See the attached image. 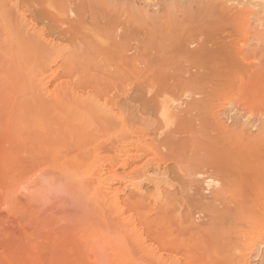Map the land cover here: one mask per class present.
I'll return each mask as SVG.
<instances>
[{
	"label": "rangeland",
	"instance_id": "obj_1",
	"mask_svg": "<svg viewBox=\"0 0 264 264\" xmlns=\"http://www.w3.org/2000/svg\"><path fill=\"white\" fill-rule=\"evenodd\" d=\"M157 44L164 57L195 51L177 58L168 93L151 83L146 94L167 70ZM159 138L177 142L173 156ZM263 144L264 0H0V264H264ZM231 150L249 161L239 172L218 164ZM115 190L138 197L122 212ZM160 233L190 260L172 258Z\"/></svg>",
	"mask_w": 264,
	"mask_h": 264
},
{
	"label": "bare ground",
	"instance_id": "obj_2",
	"mask_svg": "<svg viewBox=\"0 0 264 264\" xmlns=\"http://www.w3.org/2000/svg\"><path fill=\"white\" fill-rule=\"evenodd\" d=\"M60 1V0H59ZM64 1V0H63ZM35 3V2H34ZM66 3V2H65ZM71 4V3H70ZM76 4V3H75ZM64 5V4H63ZM66 5V4H65ZM68 5V4H67ZM83 5V4H82ZM85 5V4H84ZM51 6V5H50ZM87 6V5H86ZM28 8H30L31 9V7H28ZM78 8H79V6H78ZM81 8V7H80ZM213 8V7H212ZM13 9V8H12ZM70 11H71V9H69ZM87 10V9H86ZM85 10V11H86ZM204 10H206V9H204ZM31 11H34V12H36L37 13V15H38V17H40V18H43L44 16H43V14L41 13V12H39L38 10H33V9H31V10H29V12H31ZM68 11V10H67ZM90 11V10H89ZM170 11V10H169ZM72 12V11H71ZM198 12V11H197ZM73 13V12H72ZM202 13H204V12H201V14ZM216 13V12H215ZM30 14H33L32 12L30 13ZM77 14V13H76ZM88 14V13H87ZM211 14H213V13H210V15ZM219 14V13H218ZM34 15H36L35 13H34ZM79 14H77V15H75V16H78ZM80 15H81V13H80ZM209 15V14H208ZM217 15V14H216ZM221 15V14H220ZM212 16V18H213V15H211ZM210 16V17H211ZM215 16V15H214ZM66 17V16H65ZM89 17H91L90 15H89ZM95 17V16H94ZM216 17V16H215ZM72 18V17H71ZM80 18V17H79ZM92 18V17H91ZM96 18V17H95ZM189 18H191V17H189ZM196 18H198V17H196ZM217 18V17H216ZM219 18V17H218ZM83 19V18H82ZM88 19V18H87ZM195 19V18H194ZM39 20V19H38ZM41 20V19H40ZM62 20V19H61ZM74 20H76V19H74ZM77 20H78V18H77ZM84 20V19H83ZM95 20H97V19H95ZM192 20V19H191ZM42 21V20H41ZM48 21H50V20H48ZM80 21V20H79ZM89 21H90V19H89ZM167 21V20H166ZM56 22V21H55ZM72 22V21H71ZM93 22V21H92ZM183 22H185L184 20H183ZM212 22V21H211ZM225 22V21H224ZM69 23H70V21H69ZM91 23V22H90ZM94 23H95V21H94ZM174 23V22H173ZM187 23V25L186 26H188V22H186ZM192 23H195V20L192 22ZM192 23H191V25H192ZM216 24V23H215ZM72 25V24H71ZM90 25V24H89ZM99 25V24H98ZM213 25V24H212ZM212 25H211V27H212ZM217 25V24H216ZM76 25H74V27H75ZM95 26V25H94ZM120 26V25H119ZM161 26V25H160ZM210 26V25H209ZM39 27H40V25H39ZM42 27V26H41ZM46 27V26H45ZM48 27V29H49V26H47ZM73 27V26H72ZM71 27V28H72ZM182 28H183V26H181ZM180 27V28H181ZM52 28V27H51ZM58 28V27H57ZM70 28V29H71ZM107 28V27H106ZM109 28V27H108ZM114 28V27H113ZM132 28V27H131ZM151 28V27H150ZM53 29V28H52ZM50 29L49 30V33L51 32V34H53L54 35V33H52V31L53 32H55V30L53 29ZM116 29H117V27H116ZM129 29H130V27H129ZM212 29H217V28H212ZM40 30V29H39ZM52 30V31H51ZM72 30V29H71ZM93 30V29H92ZM106 30V29H105ZM108 30V29H107ZM110 30V29H109ZM114 30V29H113ZM154 30V29H153ZM160 30V29H159ZM181 30V29H180ZM182 30H184V28L182 29ZM200 30V29H199ZM206 30H207V28H206ZM57 31V30H56ZM88 31V30H87ZM114 31H116V30H114ZM120 31V30H119ZM134 31V30H133ZM167 31V30H166ZM191 31V30H190ZM202 31H203V29H202ZM212 31V30H211ZM38 32V31H37ZM75 32H77L76 30H75ZM122 32V31H121ZM127 32V31H126ZM125 32V33H126ZM183 32V31H182ZM194 32V31H193ZM28 33V32H27ZM55 33H57V32H55ZM59 33V32H58ZM61 33V32H60ZM116 33V32H115ZM125 33H123L122 32V34H124L123 36L124 37H122V35L120 36V40L121 41H123V40H125L126 41V39H124V38H127L126 36H127V34H126V36H125ZM155 33V32H154ZM159 33V32H158ZM205 33V32H204ZM217 33V32H216ZM121 34V33H120ZM119 34V35H120ZM129 34V33H128ZM132 34V33H131ZM157 34V33H156ZM159 34H161V32L159 33ZM175 34V33H174ZM206 34V33H205ZM210 34V33H209ZM167 34H165V36H166ZM179 35V34H178ZM190 35H192V33L190 34ZM197 35H198V33H197ZM196 35V36H197ZM57 36H59V35H57ZM87 36V35H86ZM132 35H130V37H131ZM153 36H156L155 34L153 35ZM176 36H177V34H176ZM198 36H200V35H198ZM204 36V35H203ZM66 37V36H65ZM76 37V36H75ZM92 37V36H91ZM117 37H119V36H117ZM117 37L113 40V41H115L116 39H117ZM138 36H136V38H137ZM157 37V36H156ZM159 37V36H158ZM172 37V36H171ZM194 37V36H193ZM34 38V37H33ZM56 38V37H55ZM54 38V39H55ZM77 38V37H76ZM79 38V37H78ZM87 38V37H86ZM122 38H123V40H122ZM140 39H141V36L139 37ZM149 38H151L150 36H149ZM192 38V37H191ZM191 38H190V40H191ZM80 39V38H79ZM91 39H93V38H91ZM91 39H89V40H91ZM135 39V38H134ZM156 39V38H155ZM159 39V38H158ZM165 39V38H164ZM167 39H168V37H167ZM201 39V38H200ZM199 39V40H200ZM150 40H152V39H150ZM157 40V39H156ZM168 40H170V38L168 39ZM180 40V39H179ZM178 40V41H179ZM205 40V39H204ZM203 40V41H204ZM60 41H62V40H60ZM71 41V40H70ZM118 42H119V40H117ZM121 41H120V43H121ZM130 41V40H129ZM131 41H133V40H131ZM75 43H76V41H74ZM81 42V41H80ZM152 42H154V41H152ZM160 42V41H159ZM177 42V41H176ZM176 42H174V43H176ZM196 42H197V40H196ZM205 42V41H204ZM84 43V42H83ZM93 43H95L94 41H93ZM111 43V42H110ZM119 43V44H120ZM130 43H132V42H129V44L128 45H131ZM134 43V42H133ZM165 43V41H163V43H161V44H164ZM169 43L170 42H168V46H169ZM173 43V44H174ZM190 43L192 44V40L190 41ZM190 43H188L189 45H190ZM203 43V42H202ZM43 44V43H42ZM42 44H41V46H42ZM118 44V43H117ZM122 44H124V42L122 43ZM122 44L120 45L121 47H122ZM137 44V43H136ZM143 44V43H142ZM151 44V43H150ZM150 44H148L147 43V45H148V48H149V50L148 49H146V50H148V51H150V48H151V46L153 45L154 46V44H151V46L149 47V45ZM178 44H180L179 42L176 44V45H178ZM182 44V43H181ZM184 44V43H183ZM187 44V43H186ZM188 44L186 45V46H188ZM208 44V43H207ZM84 45V44H83ZM98 45V44H97ZM128 45H126V47H128ZM138 45V44H137ZM140 45V44H139ZM166 46H167V44H165ZM124 46V45H123ZM132 46V45H131ZM146 46V45H145ZM164 46V45H163ZM166 46H164V47H166ZM173 46V45H172ZM180 46V45H179ZM178 46V47H179ZM208 46V45H207ZM43 47V46H42ZM104 47V46H103ZM121 47H119V48H121ZM134 47V46H133ZM132 47V48H133ZM136 47V46H135ZM138 48H139V46H137ZM141 48L139 49V51H141V52H139V51H137L136 53H142L141 55L142 56H144V54H146V53H143V51L145 50V48L147 47H145V48H143V45H141L140 46ZM156 47H158V49L156 48ZM170 47V46H169ZM168 47V48H169ZM174 47H175V45H174ZM181 47V46H180ZM189 47V46H188ZM191 47V46H190ZM202 47V46H201ZM206 47V46H205ZM213 47V46H212ZM215 47V46H214ZM114 48V47H113ZM122 48H124V47H122ZM121 48V49H122ZM131 48V47H130ZM138 48H135V49H138ZM153 48V47H152ZM177 48V47H176ZM187 48V47H186ZM220 47L218 46V51L220 50L221 51V49H219ZM52 49V48H51ZM108 49V48H107ZM110 49V48H109ZM144 49V50H143ZM158 50L157 52H158V55H159V57H160V59L158 60V59H156V61L157 62H155L156 63V65L159 63V64H162V65H164V67L161 65V66H159V68H161V67H163L164 69L165 68H167V70H165L163 73H162V71H157L158 73H156V75H151V77H150V79H151V82H149V85H147V90H146V94L147 93H150V91H151V89H152V87H150V84L151 83H156V85L158 84V85H161V88L164 86V85H166L167 84V89H168V84H169V82L171 81V82H173L176 78H177V74H176V72L174 73V71H175V66L177 65V61L176 60H178L177 58H181V57H184V55L185 54H187V53H190V51H192L193 50V52L195 51V49H192V50H190L191 48H187V49H189V50H184V49H171V50H168V52H166L164 55L166 56V57H164V56H162L161 55V53H160V50H163L164 51V49H160V47H159V45L157 44V45H155V47H154V50ZM124 51L126 50V48L125 49H123ZM128 50V49H127ZM130 50V49H129ZM128 50V51H129ZM133 50V49H132ZM143 50V51H142ZM145 50V51H146ZM152 50V49H151ZM212 50V49H211ZM120 51V50H119ZM122 51V50H121ZM127 51V52H128ZM136 51V50H135ZM135 51H134V53H135ZM165 51H166V49H165ZM164 51V52H165ZM203 51V50H202ZM205 51H207V50H205ZM217 51V52H218ZM126 52V51H125ZM124 52V53H125ZM133 52V51H132ZM156 52V53H157ZM74 53V52H73ZM128 53H130V52H128ZM160 53V54H159ZM78 54V53H77ZM76 54V55H77ZM137 54V55H138ZM163 54V53H162ZM198 54V53H197ZM202 54H203V52H202ZM125 55H127V53L125 54ZM130 55V54H129ZM140 55V56H141ZM161 55V56H160ZM199 55V54H198ZM128 56V55H127ZM147 56H148V58L146 57V55L143 57L144 58V61L147 59V61L149 60V56H150V52H148V54H147ZM154 56V55H153ZM199 57V56H198ZM208 57V56H207ZM154 58V57H153ZM197 59V58H196ZM192 60H194V59H192ZM201 60V59H200ZM149 61H151V63H153L152 62V60H149ZM153 61H155L154 59H153ZM180 61H181V59H180ZM179 61V62H180ZM204 62V61H203ZM193 63V62H192ZM204 63H206V62H204ZM127 64V63H126ZM147 64H148V62H147ZM146 64V65H147ZM150 64V63H149ZM154 64V63H153ZM182 64V63H181ZM199 64V66L201 65V64H203V63H198ZM185 65V64H184ZM195 66H197L196 64H194ZM204 65V64H203ZM233 65V64H232ZM128 66H129V64H128ZM208 66V65H207ZM90 67V66H89ZM183 67H185V66H183ZM188 67V69H189V66H187ZM186 67V68H187ZM191 67V66H190ZM205 67V66H204ZM91 68V67H90ZM153 68V67H152ZM157 68V67H156ZM209 68V67H208ZM184 69V68H183ZM197 69H199V68H197ZM217 69V68H216ZM177 70H178V67H177ZM186 69H184V71H185ZM193 70H195V69H193ZM99 71V70H98ZM97 71V72H98ZM216 71V70H215ZM96 72V73H97ZM143 72V71H142ZM190 71H188V73H189ZM196 72H198V70H196ZM195 72V73H196ZM179 73H180V71H179ZM191 73V72H190ZM200 73V72H199ZM199 73H197V74H199ZM105 74V73H104ZM197 74L195 75V76H197ZM211 74H212V72H211ZM215 74V73H214ZM213 74V75H214ZM144 75H147V74H145L144 73ZM187 75V74H186ZM190 75V74H189ZM189 75H187L186 77H188V79H190V77H191V75H190V77H189ZM210 75V74H209ZM215 75H217V74H215ZM214 75V76H215ZM137 76V75H136ZM181 76L183 77L184 75L182 74V72H181ZM201 76L203 77V72L201 73ZM113 77V76H112ZM208 77V76H207ZM185 78V77H184ZM193 78V77H192ZM191 78V79H192ZM198 78V77H197ZM200 78V77H199ZM222 78V77H221ZM120 79V78H119ZM146 79V78H145ZM149 79V80H150ZM183 79V78H182ZM187 78H185V79H183V80H186ZM190 79V80H191ZM195 79V78H194ZM181 80V79H180ZM155 81V82H154ZM176 81H177V79H176ZM175 81V82H176ZM192 81H193V79H192ZM195 81V80H194ZM147 82H148V80H147ZM170 82V83H171ZM183 82V81H182ZM186 82V81H185ZM195 82H198V81H195ZM190 83V82H189ZM176 84H178V83H176ZM181 84V83H180ZM194 84V83H193ZM155 85V86H156ZM185 85V84H184ZM189 85V84H188ZM192 85V84H191ZM49 86H50V84H49ZM107 86V85H106ZM173 86H175V85H173ZM184 87V86H183ZM190 87V86H189ZM192 87V86H191ZM194 87V86H193ZM197 87V86H196ZM48 88H50V87H48ZM158 88V87H157ZM170 88L172 89L173 87H171L170 86ZM47 89V88H46ZM45 89V90H46ZM160 89V88H159ZM159 89H158V91H159ZM167 89H165L164 91L165 92H167V91H169V89L167 90ZM197 89H199V88H197ZM47 90H49V89H47ZM137 90V89H136ZM156 91V90H155ZM200 91V90H199ZM198 91V92H199ZM162 92V91H161ZM161 92H160V95H161ZM174 91L172 90V93H173ZM157 93H159V92H157ZM168 93V92H167ZM166 93V94H167ZM166 94H165V99H166ZM170 94V93H169ZM182 94V93H181ZM135 95V94H134ZM139 95V94H138ZM159 95V96H160ZM153 96H154V93H153ZM155 96H157V94L155 95ZM163 96V95H162ZM134 98V97H133ZM152 98V97H151ZM150 97H147L146 95H145V93H143V94H141L140 96H139V98L137 97V99L138 100H140L141 101V104L143 105V107L144 106H149V107H152L151 106V99ZM171 98V97H170ZM174 98V97H173ZM177 98V97H176ZM193 99V98H192ZM199 99H201V98H199ZM198 99V100H199ZM132 100H134V99H132ZM136 100V99H135ZM154 100V99H153ZM168 100V99H167ZM175 100H177V99H175ZM202 100V99H201ZM200 101V100H199ZM161 102V101H160ZM168 103H169V101H168ZM168 103H167V105H168ZM171 103H169V105H170ZM196 104V103H195ZM194 104V105H195ZM198 104V103H197ZM159 105H160V103H159ZM164 105V103L162 102V105H160L161 106V110H165V108L163 109V106ZM168 105V108L170 109H172L173 108V106L172 107H170ZM187 105V104H186ZM159 106V107H160ZM175 106V105H174ZM176 106H177V104H176ZM143 107H142V109H143ZM167 107V106H166ZM185 107V106H184ZM192 107V106H191ZM191 107H185V108H188V110H190L189 108H191ZM196 107V106H195ZM147 108V107H146ZM168 108H167V111H168ZM174 108H176V107H174ZM179 108V107H178ZM144 109H145V107H144ZM143 109V110H144ZM151 109V108H150ZM150 109H148V110H150ZM153 109V108H152ZM157 109V108H156ZM177 109V108H176ZM147 110V109H146ZM158 110V109H157ZM173 110V109H172ZM171 110V112H170V115L171 114H174L173 113V111ZM191 110H192V108H191ZM176 111V110H175ZM135 112V111H134ZM159 112V111H158ZM163 112V111H162ZM181 112V111H180ZM185 112V111H184ZM177 113V112H176ZM181 113H183V112H181ZM130 114V113H129ZM134 115H135V113H133ZM161 115H163L162 113H160ZM178 114V113H177ZM175 116H176V114H174ZM180 115V114H179ZM178 115V116H179ZM183 115V114H182ZM135 116H137V114L135 115ZM157 116V115H156ZM175 116H174V119L173 120H175ZM181 116V115H180ZM187 116V115H186ZM185 116V117H186ZM195 116V115H194ZM131 117V116H130ZM162 117V116H161ZM163 117H167V116H165V114H164V116ZM171 117H173V115H171ZM170 117V118H171ZM191 117V116H190ZM136 118V117H135ZM141 118H143V117H141ZM145 118V117H144ZM158 118V117H157ZM169 118V117H168ZM197 118V117H196ZM130 119V118H129ZM136 119H139V117L138 118H136ZM162 119H164V118H162ZM161 119V122L163 121ZM182 119V118H181ZM200 119V118H199ZM130 120H132V119H130ZM172 120V119H171ZM170 120V121H171ZM172 120V121H173ZM191 120V119H190ZM135 121V120H134ZM139 121V120H138ZM152 121V120H151ZM151 121H149V122H151ZM176 121V120H175ZM179 121V120H178ZM184 121H186V120H184ZM197 121V120H196ZM200 121H201V119H200ZM137 122V121H136ZM144 122V121H143ZM160 122V121H159ZM160 122V123H161ZM181 123H182V121H180ZM152 123V122H151ZM164 123V122H163ZM178 123V122H177ZM200 123H202V122H200ZM145 124V123H144ZM172 122H171V124H169L170 126H172ZM176 124V123H175ZM179 125H182V124H179ZM179 125H177V126H179ZM146 126V125H145ZM173 126H174V124H173ZM194 126H196V125H194ZM156 127H161V125H158V126H156ZM165 127V126H164ZM184 127V126H183ZM159 128H157V129H159ZM174 128H176V127H174ZM199 128V127H198ZM119 130V129H118ZM172 130V129H171ZM175 131V130H174ZM180 131V130H179ZM173 132V131H172ZM178 132V131H177ZM114 133V132H113ZM179 133V132H178ZM164 134V133H163ZM162 134V135H163ZM167 134V133H166ZM174 134V133H173ZM173 134H172V136H173ZM128 135V134H127ZM127 135H124L126 138L127 137H129V135L127 136ZM199 135V134H198ZM210 135H211V133H210ZM167 136V135H166ZM200 136H201V134H200ZM206 136H207V134H206ZM133 137V136H132ZM152 137V136H151ZM161 137V136H160ZM203 137V136H202ZM143 138V137H142ZM141 138V139H142ZM145 138V137H144ZM170 138V137H169ZM178 138V137H177ZM204 138H206V137H204ZM230 138V137H229ZM124 139V138H123ZM156 139H157V137H156ZM174 139V138H173ZM208 139V138H207ZM117 140V139H116ZM172 140V138L171 139H167V140H165V139H162V140H160V138H159V140H158V144L161 146V147H167V150H168V152L170 153V156H173V154L177 151L176 150V143L177 142H173V141H171ZM175 140V139H174ZM230 140H231V138H230ZM234 141V140H233ZM263 141V140H262ZM113 142V141H112ZM156 142V141H155ZM213 142V141H212ZM262 143V142H261ZM113 144H115V142L114 143H112V145ZM118 144V143H117ZM116 144V145H117ZM111 145V146H112ZM241 145V144H240ZM264 145V144H263ZM262 145V146H263ZM223 146V145H222ZM114 147V146H113ZM117 147V146H116ZM186 147V146H185ZM223 147H225V146H223ZM191 148V147H190ZM147 151V150H146ZM146 151H145V154H146ZM189 151V150H188ZM225 151V150H224ZM204 152V151H203ZM259 152H261V151H259ZM188 153V152H187ZM205 153V152H204ZM238 152H236V150H231V151H228V154H229V156L228 157H223L224 159H221L220 161H218V164L220 163L222 166L224 165L225 166V168H226V170H228V171H231V172H239L240 170H242L243 168H244V166H246V165H248L249 164V161H244V160H241L240 159V157L238 156V154H237ZM125 154V153H124ZM189 154V153H188ZM202 154V153H201ZM218 154V153H217ZM235 154H236V158H232L233 156H235ZM136 155H138V153L136 154ZM140 155V154H139ZM142 155V154H141ZM203 155V154H202ZM216 155V154H215ZM133 156H135V155H133ZM255 156V155H254ZM145 157H146V155H145ZM192 157H193V155H192ZM264 157V156H263ZM171 157H169V159H170ZM188 158V157H187ZM203 158V157H202ZM148 159V158H147ZM175 161H176V159H174ZM187 160H189V158L187 159ZM141 161V160H140ZM135 162H137V161H135ZM138 163V162H137ZM179 163H180V161H179ZM129 164V162L128 161H126V162H124V165H127V166H129L130 168H132V166H130V165H128ZM181 165H183V163L181 164ZM168 167H171L169 164H167L164 168H168ZM128 168V167H127ZM153 168V167H152ZM222 168V167H221ZM224 168V169H225ZM107 169V168H106ZM125 169V168H124ZM148 169H150V168H148ZM182 169V168H181ZM186 169V168H185ZM209 169V168H208ZM208 169H205V170H208ZM223 169V168H222ZM105 170V169H104ZM138 170H139V168H138ZM189 170V169H188ZM188 170H186L185 172H187L188 173ZM201 170V169H200ZM96 171V170H95ZM94 171V172H95ZM140 171H142V172H145L146 170L142 167L139 171H137L136 170V172H139V173H141ZM203 171V170H202ZM209 171V170H208ZM93 172V173H94ZM106 173H107V171H106ZM133 173H134V170H133ZM172 173V172H171ZM191 173V172H190ZM96 174V173H95ZM105 174V173H104ZM172 174H175V173H172ZM172 174H171V176H172ZM205 174H206V172H205ZM214 174V173H213ZM134 175V174H133ZM184 175V174H183ZM188 175H189V173H188ZM191 175V174H190ZM190 175L188 176V178L190 177ZM208 175V174H207ZM225 175V174H224ZM91 176V175H90ZM95 176V175H94ZM176 176V175H175ZM179 176V175H178ZM209 176V175H208ZM253 176H254V174H253ZM257 176H258V174H257ZM78 176H76V178H77ZM102 177V176H101ZM134 177H136V176H134ZM169 177H170V175H169ZM173 178H174V176H172ZM207 177V176H206ZM216 177H217V175H216ZM244 177H246V176H244ZM99 178H100V176H99ZM98 178V179H99ZM141 178V177H140ZM129 180V179H128ZM180 180V179H179ZM190 180H192L191 179V177L189 178V181ZM194 180V179H193ZM204 180H206L205 182H206V184L209 186L210 185V181H209V179H207V178H204ZM213 180V179H212ZM257 180V179H256ZM184 181H185V179H184ZM195 182H197V179L196 180H194ZM213 181H215V180H213ZM218 181V180H217ZM242 181L243 180H240V178H234L233 179V183H234V185H241V184H244V183H242ZM245 181H247L246 179H245ZM253 181V180H252ZM193 182V181H192ZM200 182H201V180H200ZM251 182V181H250ZM186 183V182H185ZM198 183H199V181H198ZM202 183V182H201ZM214 183V182H213ZM257 183V182H256ZM195 184V183H194ZM248 184V183H247ZM250 184H253L252 182L250 183ZM189 185L191 186L192 184H190L189 183ZM200 185V184H199ZM86 186V185H85ZM200 186H202V185H200ZM249 186H252V185H249ZM149 187V186H148ZM245 187V186H244ZM111 188V186L109 185L108 186V189H110ZM248 188V187H247ZM191 189V188H190ZM192 189H193V187H192ZM196 189V188H195ZM200 189H202V188H200ZM204 189V188H203ZM250 189H251V187H250ZM194 190V189H193ZM193 190H191V191H193ZM197 190H199V189H197ZM242 190V189H241ZM246 190V189H245ZM228 190H226V192H227ZM242 191H244V190H242ZM111 192V191H110ZM194 192V191H193ZM246 192H248V191H246ZM245 192V193H246ZM195 193H197V192H195ZM209 193V192H208ZM208 193H206V194H208ZM214 193V192H213ZM216 193V192H215ZM242 193V192H241ZM244 193V192H243ZM166 194V193H165ZM189 194H191V192H189L187 195L189 196ZM194 194V193H193ZM247 194V193H246ZM248 194H250V193H248ZM133 195V194H132ZM130 196L129 195V197H131V199H132V197H133V200H134V196H135V198H136V194H134L133 196ZM186 195V196H187ZM242 195V194H241ZM141 196V195H140ZM139 196V197H140ZM181 196H184V195H181ZM200 196H202V195H200ZM203 196H205V194L203 193ZM243 196V195H242ZM244 196H247V195H244ZM249 196V195H248ZM113 197H114V201H115V203H116V205L118 206V208L120 209V210H122V212L124 211V209L122 208V206H123V204H124V202H127L128 201V198H126V199H121V196H120V194L115 190V192L113 193ZM138 197V196H137ZM191 196H189V198H190ZM206 198H207V196H205ZM223 197V196H222ZM141 198V197H140ZM169 198V197H168ZM187 198V197H186ZM203 198V197H202ZM218 198V197H217ZM163 199V198H162ZM176 200H174L175 201V203L174 204H176V201L178 200V203H179V199L178 198H175ZM191 199V198H190ZM208 199V198H207ZM220 199H221V197H220ZM144 200V199H143ZM171 200V199H170ZM194 200V199H193ZM203 200H204V198H203ZM247 200H249V199H247ZM137 201H139V200H137ZM146 201V200H145ZM195 201V200H194ZM201 201H202V199H201ZM210 201H211V199H210ZM139 202H142V203H144L143 201H139ZM218 202V201H217ZM245 202V201H244ZM150 203V202H149ZM208 203V202H207ZM238 203V202H237ZM138 204V206H139V204L140 203H137ZM136 204V205H137ZM204 204V203H203ZM233 204V203H232ZM239 204V203H238ZM135 205V206H136ZM144 205H147V204H145L144 203ZM205 205V204H204ZM110 206V205H109ZM137 206V207H138ZM141 206H143V204L141 205L140 204V207L139 208H141ZM177 206H179L178 204H177ZM177 206H175L176 208H177ZM226 206V205H225ZM208 207V206H207ZM228 207H229V205H228ZM168 208V207H167ZM170 208V207H169ZM169 208L166 210V211H168L169 210ZM176 208H171L170 210H169V212H170V214L172 215V212L173 211H177V212H180V211H182L181 210V208H179V209H177V210H174V209H176ZM198 208V207H197ZM196 208V209H197ZM223 208H224V206H223ZM185 209V208H184ZM202 209V208H201ZM204 210L206 209V208H203ZM218 209H222V208H218ZM217 210V209H216ZM225 209H223V211H224ZM128 211V210H127ZM203 211V210H202ZM207 211V210H206ZM205 211V212H206ZM222 211V210H221ZM195 212H196V210L194 209V214H195ZM252 212V211H251ZM167 213V212H166ZM193 213V212H192ZM202 213V212H201ZM209 213V212H208ZM226 213H227V210H226ZM124 214V213H123ZM194 214H191V215H189V216H191L190 218H191V220H193L194 218L192 217V215L194 216ZM204 214L205 213H203L202 215V217H205L204 216ZM125 215V214H124ZM208 215V214H207ZM226 215V214H225ZM209 216H211V218H213L212 217V215H209ZM223 216V215H222ZM227 216V215H226ZM170 217H172V216H170ZM195 217V216H194ZM199 217V216H198ZM147 218V217H146ZM197 218V217H196ZM200 218H201V216H200ZM214 219V218H213ZM173 221V222H170V221ZM171 220L169 221L170 223H172V224H175V227H177V223L171 218ZM198 220V219H197ZM201 220V219H200ZM199 220V221H200ZM208 220V219H207ZM215 220V219H214ZM225 220V219H224ZM232 221H234V220H232ZM237 221V220H236ZM193 222L195 223V225H196V222L197 221H194L193 220ZM192 222V223H193ZM235 222V221H234ZM193 223V224H194ZM198 223V222H197ZM217 223V222H216ZM215 223V224H216ZM230 223V222H229ZM171 224V225H172ZM204 224V223H203ZM224 224V223H223ZM211 225V224H210ZM121 226V225H120ZM206 226V225H205ZM209 226V225H208ZM157 229H158V227H157ZM152 230V229H151ZM172 230H174V228H172ZM176 230H178L177 228H176ZM176 230H174V233L173 232H170V231H168V236H169V234L170 235H172V233L173 234H175V231ZM211 230V229H210ZM178 233V231H176V234ZM235 233H237V232H235ZM176 234L174 235V236H176ZM160 235H161V238H163V235H164V237L165 238H163L162 239V242L164 243V245L165 244H168L169 246L166 248L167 249V252H169V251H171V254H173V256L174 257H172V258H175L176 256H178L179 254H181V256H183V258L185 259V260H187V259H189L190 260V256L188 255L189 253H191V247L190 248H188V247H181V246H179L178 244H179V242H177L176 240H174V239H172V238H167V236H166V234L165 233H160ZM177 235H179V234H177ZM170 237V236H169ZM153 239V238H152ZM152 241V240H151ZM150 242V241H149ZM158 244V243H157ZM163 250V249H162ZM161 250V251H162ZM165 252V251H164ZM175 254V255H174ZM244 257V256H243ZM176 260H178V258L176 257L175 258ZM171 264V263H170Z\"/></svg>",
	"mask_w": 264,
	"mask_h": 264
}]
</instances>
